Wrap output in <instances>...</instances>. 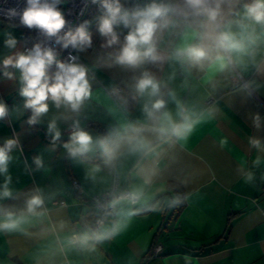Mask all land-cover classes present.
<instances>
[{
    "label": "crops",
    "instance_id": "1",
    "mask_svg": "<svg viewBox=\"0 0 264 264\" xmlns=\"http://www.w3.org/2000/svg\"><path fill=\"white\" fill-rule=\"evenodd\" d=\"M153 2L168 0H119L128 11ZM251 2L237 0L235 8L242 11ZM103 14L100 9L89 11L82 25L92 45L75 48L77 65L87 70L91 96L78 112L48 101L49 111L36 123H29L32 110L24 107L20 94V70L5 69L2 63L23 53L25 32L0 22V103L6 108L0 118V145L17 141L9 152L7 172L0 173V191L11 178V196L0 198V219L8 212L24 217L17 230L0 231V264H264V42L254 57L245 56L223 71L168 60L132 67L115 59L131 28L116 27L118 42L107 46L98 31ZM182 28L156 33L159 53L167 56L181 43ZM255 28L259 34L260 26ZM9 39L16 40L15 47L7 46ZM145 72L161 82V111L179 120V103L199 119L192 132L177 139L146 131L151 152L125 153L111 163L98 147L69 156L64 145L71 133L65 129L74 121L94 139H112L123 124H151L143 112L147 97L136 87ZM115 84L135 97L131 107L109 94ZM54 119L59 138L49 131ZM149 171L155 175L144 199L123 205L121 215L115 216L119 230L97 241L91 234L95 210L89 198L114 183L126 189L139 185ZM72 179L79 182L81 194ZM33 196L44 203L28 213ZM130 210L135 214L129 215ZM73 231L80 235L77 243L70 241ZM85 237L87 243L82 244ZM156 245L158 252L153 250Z\"/></svg>",
    "mask_w": 264,
    "mask_h": 264
},
{
    "label": "clouds",
    "instance_id": "2",
    "mask_svg": "<svg viewBox=\"0 0 264 264\" xmlns=\"http://www.w3.org/2000/svg\"><path fill=\"white\" fill-rule=\"evenodd\" d=\"M59 2L60 0H53V3L49 4L41 3V0H27L28 6L20 15L21 23L29 28L38 27L49 37L56 36L65 25V19L55 7ZM236 3L237 0H168L167 3L153 2L144 8L128 11L122 10L119 0H100L105 11L99 18L98 31L107 38V46H111L118 42L116 27L123 25L131 28L125 37V44L115 58L121 65L135 67L145 61L168 60L194 68L204 69L207 65L209 68L215 67L223 71L229 66L242 63L245 56L254 57L260 43L264 42V0H252L251 3L243 5L242 11L236 10ZM9 14L17 15L15 10H11ZM181 24V43L167 56L159 53L156 33L169 27L178 28ZM257 25L261 28L259 34L256 33ZM61 40L65 48L71 45L73 48L84 50L92 45L91 35L83 25L74 33L69 31L63 37H58L57 42ZM6 43L9 47H15L16 40L9 39ZM53 60L54 54L50 48H42L40 44H36L27 54L21 53L15 58L7 57L2 61L5 69L11 66L20 70V94L25 98L24 107L32 110L29 123H36L39 117L49 111L48 101L56 108L63 105L72 112H78L83 102L92 94L85 67L75 63L58 62V70L49 75L46 68ZM4 74L10 78L12 76V73L7 71ZM136 87L141 95L147 97L143 112L151 124H123L115 131L112 139H94L88 132L79 129L78 121H74L72 126L77 130L64 145L69 156H83L97 147L103 151L106 163H111L125 153L132 156L147 154L153 150V143L145 136L146 131H151L160 138L183 139L199 122L198 118H193L194 114L189 113L179 103V120H174L170 112L161 111L165 109L164 99L157 98L161 94V82L147 72L138 80ZM5 115L6 108L0 103V118ZM256 120L258 122L259 117ZM48 127L50 132L55 133L54 138H59L60 132L57 130L55 119ZM15 143V140H7L0 145V173L7 172L9 152ZM258 143L253 141V144ZM39 163L37 159V164ZM154 175V171L146 172L141 184L111 192L104 205L108 210L106 214L119 217L123 205L141 202ZM10 179L6 178L0 198L11 196L8 189ZM43 203L40 196H33L27 203V212L35 213ZM128 214L133 215L135 212L130 210ZM23 220L24 217H16L14 213L8 212L0 219V231L17 230ZM98 226L99 231L95 237L97 241L115 234L121 223L117 219L108 226L101 220L98 221ZM81 243L86 244L87 238H82Z\"/></svg>",
    "mask_w": 264,
    "mask_h": 264
},
{
    "label": "built area",
    "instance_id": "3",
    "mask_svg": "<svg viewBox=\"0 0 264 264\" xmlns=\"http://www.w3.org/2000/svg\"><path fill=\"white\" fill-rule=\"evenodd\" d=\"M52 4L53 0H41V3ZM27 0H0V22L10 23L20 26L25 32V38L23 42L22 51L27 54L36 44H40L42 48H50L54 54V60H59L61 63H75L78 62V57L71 45L67 48L63 46V40L59 43L57 42L58 37H63L69 31L75 32L77 28L82 26V23L92 9H100L104 13V9L101 7L100 0H60L58 4L55 5L56 9L61 12L63 18L65 19L64 27L57 33L56 36L49 37L46 32L38 27H27L23 25L20 21V15L23 10L27 7ZM11 10H15L17 15L11 16L9 13ZM70 57H75V60H71ZM111 96L117 98L126 107H131L134 103L135 97L129 94L125 89L118 84L113 85L108 89ZM92 123H88L91 125ZM73 123L69 124L65 131L67 133H73L77 129L74 128ZM79 129L83 128L79 125ZM16 141V140H15ZM17 143V141H16ZM72 186L75 191L79 194L82 193L81 186L76 179H72ZM126 188H118L117 183H114L111 189H108L101 194L93 195L89 198L95 213L93 217L91 234L96 235L99 231L98 221L103 220L106 225L113 224L115 222V216L107 215V211L104 208L107 200L110 198L109 194L113 191L124 190ZM58 204H64L63 200H59ZM71 243H77L80 241V235L77 231H73L70 234ZM159 246L153 247L154 252H158Z\"/></svg>",
    "mask_w": 264,
    "mask_h": 264
},
{
    "label": "trees",
    "instance_id": "4",
    "mask_svg": "<svg viewBox=\"0 0 264 264\" xmlns=\"http://www.w3.org/2000/svg\"><path fill=\"white\" fill-rule=\"evenodd\" d=\"M60 62L59 60H53V63L49 66H47L46 71L49 75H53L58 69H57V63ZM31 118V114H29V119Z\"/></svg>",
    "mask_w": 264,
    "mask_h": 264
},
{
    "label": "rangeland",
    "instance_id": "5",
    "mask_svg": "<svg viewBox=\"0 0 264 264\" xmlns=\"http://www.w3.org/2000/svg\"><path fill=\"white\" fill-rule=\"evenodd\" d=\"M10 24V23H9ZM18 27H20V26H18Z\"/></svg>",
    "mask_w": 264,
    "mask_h": 264
}]
</instances>
